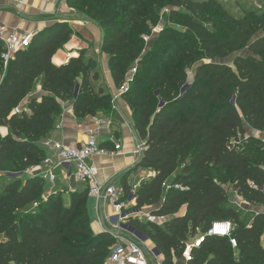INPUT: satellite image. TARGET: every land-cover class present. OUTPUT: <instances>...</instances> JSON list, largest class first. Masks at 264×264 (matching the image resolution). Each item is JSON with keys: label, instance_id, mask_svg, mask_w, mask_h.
Here are the masks:
<instances>
[{"label": "trees", "instance_id": "trees-1", "mask_svg": "<svg viewBox=\"0 0 264 264\" xmlns=\"http://www.w3.org/2000/svg\"><path fill=\"white\" fill-rule=\"evenodd\" d=\"M66 1L88 5L83 15L101 30L113 84L125 87L122 98L144 143L137 168L153 176L139 181L135 209L167 218L162 225L130 218L128 227L155 245L159 264H174L213 221H229L237 257L227 238L207 236L188 264H264V139L253 135L264 133V13L235 18L213 0ZM163 5L168 23L184 31L165 27L147 46L144 37L159 21L155 8ZM72 35L66 24H53L6 63L0 44V127L8 129L0 136V173L12 165L20 173L42 165L41 141L62 103H70L77 118L111 112V94L92 84V58L77 51L66 63L53 62ZM39 80L40 97L23 106ZM19 106L21 113H12ZM230 186L260 207L250 219L229 204ZM122 189L125 199L126 180ZM87 195L86 188L68 192L67 201L64 192H49L39 173L6 180L0 187V264H104L116 240L91 230Z\"/></svg>", "mask_w": 264, "mask_h": 264}, {"label": "crops", "instance_id": "crops-1", "mask_svg": "<svg viewBox=\"0 0 264 264\" xmlns=\"http://www.w3.org/2000/svg\"><path fill=\"white\" fill-rule=\"evenodd\" d=\"M75 13V10L67 4L66 0H0V24H4L19 33L34 36L54 23L66 22L69 24L73 31V39L71 38L69 41L70 47H64L57 51L53 57V62L57 65L66 63L70 58L75 57L72 52L82 51L88 46L91 47L97 55V65L101 71L105 88L113 98V107L106 119L102 116L77 118L73 114L72 105L68 102L62 103V113L57 117L52 131L41 141L45 158L56 163V154L52 149L45 147L46 142H58L69 148L80 147L86 143L87 133L97 128L96 120H106L110 122L111 126L97 137V141L109 154L88 160V164L94 169L97 184H113L122 187L123 180H126L127 185L134 179L138 181L148 180L153 176V172L137 168L142 151L139 154L135 153L138 144L133 133L132 113L123 100L121 91L117 90L113 84L107 55L101 52V30L96 22L86 16L80 20L75 17ZM98 67L96 66V69ZM40 95L41 80L37 82L34 92L23 101L22 105L24 106L32 98H39ZM7 133L6 127H0L1 137L6 136ZM256 134L257 132L253 135ZM114 143L119 144L118 149H114ZM31 171L43 175L47 171V167L42 164ZM52 172L55 177L53 183L44 177L45 187L49 192L55 190L68 193L84 189L73 176L72 170L55 166ZM132 205L134 204L131 203L130 206ZM86 209L93 233H105L104 229L114 231L117 211L111 204L108 202L98 203L94 198L87 195ZM185 211L186 208L183 207L178 215L183 216ZM145 220L162 225L167 218H155L148 215ZM119 237L127 238L125 234H119ZM144 249L148 253V264H159L162 261L161 255L152 242L145 243ZM174 264H183L182 259L175 260Z\"/></svg>", "mask_w": 264, "mask_h": 264}, {"label": "built area", "instance_id": "built-area-1", "mask_svg": "<svg viewBox=\"0 0 264 264\" xmlns=\"http://www.w3.org/2000/svg\"><path fill=\"white\" fill-rule=\"evenodd\" d=\"M157 31L160 32L161 29H154L153 33ZM32 37L33 35L31 34H22L8 28L4 24H0V44L5 51L3 55L5 63L15 52L27 48ZM148 37H144V42H147ZM134 72L135 69L131 71V73ZM120 91L123 93L125 87ZM21 111L22 109L19 106L13 109L12 113L20 114ZM96 124L98 125L97 128L87 133L86 143L80 147L69 148L58 142H46L45 147L52 149L56 154V163L49 158H45L42 164L47 167V171L41 176L53 183L55 177L52 170L55 166L72 170V174L77 182L88 190V196L94 198L98 203L108 202L117 211L116 223L114 225V231L117 235L113 237L116 242L111 247L110 254L104 264H148V253L144 249V244L147 243V240L127 225V221L130 218L145 220L148 216L144 209H135V193L139 187V181L134 179L128 184L129 195L127 198L123 199L124 191L122 187H117L113 184L98 185L95 180L94 169L88 164V160L91 158L103 157L109 154L104 147L100 146L97 137L101 133L107 131L111 124L106 120H96ZM258 133L259 132L254 135L257 138H259ZM143 146L144 143H142L141 146L138 145L135 153L139 154ZM118 148L119 144L114 143V149ZM32 169L27 170L25 174L32 176L34 174L31 171ZM19 175H22V173H19ZM174 188L176 190H184L179 186H175ZM131 203L134 205L130 206ZM233 230L234 228L229 221H213L206 234L198 235L186 244L182 254L183 264L191 262L192 249L199 248L207 236L227 238L234 256L237 257V244L232 236ZM119 234H125L127 238L124 239L119 237Z\"/></svg>", "mask_w": 264, "mask_h": 264}, {"label": "rangeland", "instance_id": "rangeland-1", "mask_svg": "<svg viewBox=\"0 0 264 264\" xmlns=\"http://www.w3.org/2000/svg\"><path fill=\"white\" fill-rule=\"evenodd\" d=\"M193 1H196V0H193ZM200 1H207V0H200ZM213 1L217 5L220 6V8L222 9V11L225 14H229L235 18L242 17L243 14H245L246 12H251V13H255V14L264 13V0H213ZM72 8L76 12L75 17L79 18L80 20L81 19L83 20L85 17L83 15V11L86 8H88V5H85L84 3H79L77 5L72 6ZM155 12L159 15V21H158L157 26L151 30V35L148 37L147 42H145L147 44V46H149L151 44V42H153L159 34V31L153 33L154 29L160 28L162 31L163 28L167 27V28H174L175 30H178V31H184V28L182 26H179L176 23H174V24L168 23V20H167L168 19V8H167V6L163 5L160 8L156 7ZM214 12H215V10L211 11L212 16H214ZM215 18L219 19L221 17L219 15H217ZM193 20L196 22H200V23L205 24L208 28H212V24L209 23L208 21H205L204 19H203L204 21L201 18H193ZM57 24H66L68 27L70 26L66 22H57ZM71 38L73 39V35L70 37L69 41L71 40ZM69 41L64 45V47H70ZM82 51L84 53V58H92L94 63L96 64L95 66L98 67L97 55L92 51V48L88 46V47H85ZM75 53L76 52H72L73 56L76 57L77 54H75ZM233 57H234V54H232L229 57L227 62H230L233 59ZM96 72H97L96 73L97 78H96V80H94L92 82V84L95 87V89L100 87L102 89V91L106 93L107 90L105 88V84L103 82L101 71H100L99 67L96 69ZM78 80L80 81V78ZM112 103H113V98H112ZM112 107H113V104H112ZM109 114L107 116L102 115V118L106 119L109 116ZM259 137L264 139V133H260ZM19 173L20 172H18L17 169L14 168V165H12L11 168H9V170L7 172L0 173V187L8 179H13V178L18 177V176L23 179V178L28 176V174H25L26 172L22 173V175H19ZM64 194H65L66 200L68 201V198H69L68 193L66 191H64ZM227 195H228L229 204L234 206L235 208H237L239 210V214L242 218L250 219L252 212H256V211L260 210V207L252 206V205H249V204L245 203L244 201H242L237 196L235 191H233L231 186L227 187Z\"/></svg>", "mask_w": 264, "mask_h": 264}, {"label": "water", "instance_id": "water-1", "mask_svg": "<svg viewBox=\"0 0 264 264\" xmlns=\"http://www.w3.org/2000/svg\"><path fill=\"white\" fill-rule=\"evenodd\" d=\"M133 133H134L135 136H136L137 144H138L139 146H141V145H142V142H141L140 139L137 137L136 132H135L134 130H133ZM145 213H146L147 215H150V211H145ZM104 232H105V233H108L109 235H111V236H113V237H115V236L117 235V233H116L115 231H110V230H107V229H104Z\"/></svg>", "mask_w": 264, "mask_h": 264}]
</instances>
